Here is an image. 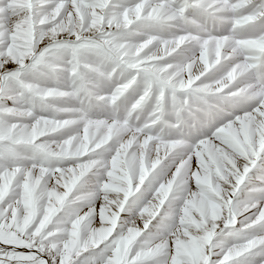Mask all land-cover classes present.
<instances>
[{"label": "snow or ice", "instance_id": "obj_1", "mask_svg": "<svg viewBox=\"0 0 264 264\" xmlns=\"http://www.w3.org/2000/svg\"><path fill=\"white\" fill-rule=\"evenodd\" d=\"M0 264H264V0H0Z\"/></svg>", "mask_w": 264, "mask_h": 264}]
</instances>
